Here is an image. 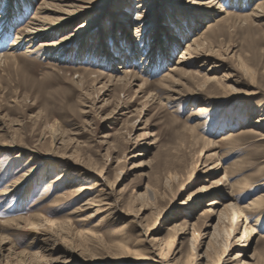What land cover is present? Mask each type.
I'll return each mask as SVG.
<instances>
[{
	"label": "rangeland",
	"instance_id": "rangeland-1",
	"mask_svg": "<svg viewBox=\"0 0 264 264\" xmlns=\"http://www.w3.org/2000/svg\"><path fill=\"white\" fill-rule=\"evenodd\" d=\"M44 1L0 0V55ZM191 1L88 0L70 17L71 1L51 0L44 21L70 24L0 60V264H159L149 244L167 252L171 240V263L211 264L226 249L224 264L238 253L264 264V205L232 236L218 213L264 194V11L244 18L264 0H222L204 21L196 10L211 0ZM201 36L202 59L171 74ZM45 41L62 47L39 50ZM123 67L130 85L109 83Z\"/></svg>",
	"mask_w": 264,
	"mask_h": 264
},
{
	"label": "bare ground",
	"instance_id": "bare-ground-1",
	"mask_svg": "<svg viewBox=\"0 0 264 264\" xmlns=\"http://www.w3.org/2000/svg\"><path fill=\"white\" fill-rule=\"evenodd\" d=\"M49 1L51 0H45L44 2H42V4L39 6V8L37 9V13L35 15V17L32 19V22L30 23V25H28L27 27L23 28L21 30V32L18 34L19 35V38L16 40V42L13 44L15 47H12L10 48L11 50L7 53V54H4V55H0V60H6V59H12L14 58V53H16L17 50L21 49L24 44H27L28 47L27 48V51L31 52L32 48L34 47V43H35V40L38 38L37 36L39 35H45V34H50L51 32L55 31L54 29L56 28H62L64 25L66 24H70L71 22V16L73 14H79V13H83V12H86L87 10H90L89 6H88V0H69L71 1V9L73 8L74 10L73 11H66L64 12L66 15L70 16H60L56 21H53L51 23H48L47 21H44V19L41 17L42 16V12L43 11H46L48 10V8H46L47 5H49ZM58 1H61V2H64L66 0H58ZM175 5L176 4V1L177 0H173ZM218 3L215 5L214 2H216V0H211V2L209 3H205L206 8H200L198 10H196L197 14H195L197 17L201 18L202 20L204 19H208L211 14H212V11L214 10V8H216L215 6L217 5H220V7H222L221 5V1L222 0H217ZM242 1V0H241ZM59 2V3H61ZM90 2V1H89ZM131 2V1H130ZM147 2V0H139V8L143 7L144 4ZM201 2V1H200ZM143 3V4H142ZM192 4H194V6H202L203 4L201 3H198L196 0H192L191 1ZM32 5V3H31ZM179 6V5H177ZM204 6V5H203ZM69 7V6H67ZM218 7V6H217ZM190 8H193V7H190ZM150 8L148 7L147 10H149ZM176 12L179 13L181 12L182 9H179V8H175ZM223 9V8H222ZM147 10L144 12V13H141V17H140V23L141 22H144V20L147 18ZM224 10V9H223ZM259 10H262L264 11V2L261 1V3L256 7V9L252 12V14L250 16H244V18H255L258 16V12ZM24 13V12H23ZM193 13H189V17L192 18V15ZM120 15V14H118ZM117 15V16H118ZM209 15V16H208ZM230 15V14H229ZM125 17V16H124ZM203 20V21H204ZM74 22V21H73ZM92 22V21H91ZM129 23V20L127 19V22L124 23V25L122 24L123 28L124 26H128L130 27V24H127ZM51 26H50V25ZM89 24L87 25H81L80 26V31L83 30V29H86L88 28ZM32 26V27H31ZM214 25H211L209 28H213ZM24 27V26H23ZM128 27V28H129ZM223 27V26H222ZM139 30L137 31V37L138 39L141 38V32H142V29L143 27L141 26L140 28H138ZM182 33V32H181ZM77 34V33H76ZM174 34V33H173ZM177 35V34H176ZM77 36V35H76ZM74 34L72 35V33L70 35H67L64 40H67L69 39L70 37H76ZM204 36V35H203ZM203 36L199 37L198 39L194 40L193 43H190L187 47V49L181 53L182 56L180 58V60L176 63V68L171 70V74H175V75H179V74H185L187 73L186 69H184L183 67H186V65L188 64V66L190 65L191 67L194 65V62H188L186 63V59H194L195 61L197 60H200L202 58H200L199 56H201V54L199 53V49H197L198 47H200L201 45H203V41L205 38H203ZM176 37V36H175ZM174 35H170L169 38L170 39H174L175 38ZM143 39V37H142ZM195 39V38H194ZM60 47H62V44L61 43H55V42H48V41H45L43 43H41V45L39 46V50L41 49H50V54H54V51L58 50ZM127 50V51H126ZM67 52V51H66ZM121 52H125V53H130V57H131V54L132 52H134V50L131 48V49H123ZM28 53V52H26ZM61 53V52H60ZM136 56V55H135ZM147 56V55H146ZM213 57V56H212ZM147 58V57H146ZM216 58V57H215ZM96 60V56L94 57V61ZM145 60V59H144ZM156 61V60H155ZM7 62V60H6ZM121 62V61H120ZM153 56L151 55V57H148L146 60H145V63L143 65H146L144 66L145 70L150 66V64L152 65L153 63ZM1 63V62H0ZM198 63V62H197ZM215 68V66H214ZM120 69V68H119ZM134 69V68H133ZM117 72H119V74H116V76H111L109 78V83H114L115 81L118 83H121L123 86H127L130 85V82H128V80L131 81V76L133 74V70L130 69V67H123L122 70H117ZM120 72L121 74L123 75H120ZM94 74V73H92ZM97 78H100V76H102V74H97ZM170 77L168 74L165 76L166 77ZM131 78V79H130ZM224 78V77H223ZM226 78V77H225ZM135 79V77H134ZM132 79V80H134ZM184 79V78H183ZM136 81V80H135ZM207 82H214L216 81V78H207L206 80ZM206 82V83H207ZM134 84V83H133ZM120 86V85H119ZM230 88V87H229ZM233 91V89L231 90ZM175 92V91H174ZM264 122V118H260L258 120L255 121V126H258V125H262ZM254 124V123H253ZM25 176V175H23ZM223 181V180H222ZM70 182V181H69ZM216 183V182H215ZM214 183V184H215ZM213 184V186H214ZM218 183H216L215 186H217ZM212 186V187H213ZM97 203H100L102 204L103 203V200H100V201H96ZM90 205V204H89ZM217 205H222L220 204L218 201L216 200H213L211 202H209V204L207 205L208 207H210V210L208 212H214L216 210L215 206ZM264 205V194L261 195V196H258V198L252 200V202L249 203L248 206L244 207V208H239L236 204H233V203H230V204H227V205H222L224 208L223 210L221 211H218V213L221 215L220 217V222L222 224H226V221L228 220V223L231 221L232 224L231 226H229V228H227L226 232L228 234V236H232L233 233L236 232V227L238 225V221L239 219L244 216L243 214L250 210V209H254V208H258L260 206ZM109 206V205H108ZM261 209V208H260ZM114 214V213H113ZM245 218V223L246 225L244 226V230H243V236L242 238L245 239L246 243L248 242L249 240V237L250 235L254 232V228L252 226H247V221L248 219L246 217ZM230 222V223H231ZM257 224V222H256ZM33 225V224H32ZM37 227V225H36ZM226 228V226L224 225V229ZM38 229V228H37ZM42 230V229H40ZM52 231V230H51ZM221 237V232L220 231H217L216 235H215V239L218 240L219 238ZM153 240V239H152ZM158 240V239H157ZM152 242V241H151ZM157 241L156 240H153L152 243H156ZM174 241H169L168 243V249H167V252L164 248H161L160 246H158L157 244L156 245H152V244H149V256L151 257L150 259H152L153 261L157 262L161 260V263L159 262V264H163L162 262H164V264H176V262H169L168 261V258H169V255H173L175 256L176 255V252L174 253V251H171L172 249V244H173ZM45 243V242H44ZM245 243V244H246ZM159 244V243H158ZM162 245V244H161ZM230 245V244H229ZM227 243L225 245L226 248H228ZM247 245V244H246ZM245 245V246H246ZM244 246V247H245ZM115 247V246H114ZM116 248V249H115ZM115 252L117 253V255H129V256H134L135 258H142L144 259L145 258V254L141 251H136V252H131L129 250H127L124 246V244H119L115 247ZM226 249L223 250L222 253H220L218 256H217V259L215 260V262H211V264H224L225 263V259H224V256L226 254ZM227 256V255H226ZM240 257H246V255H242L241 253H238L235 255L233 261H235V264H239L241 263V260H239ZM174 258V257H173ZM172 258V260H173ZM196 256H193L190 261L186 264H196L195 262V259ZM148 259V258H147ZM159 259V260H158ZM140 260V259H138ZM232 261V262H233ZM195 262V263H194ZM228 264V263H227ZM244 264V263H243Z\"/></svg>",
	"mask_w": 264,
	"mask_h": 264
}]
</instances>
